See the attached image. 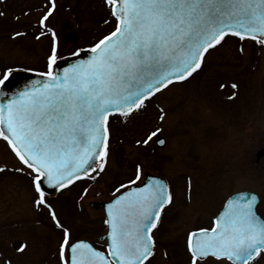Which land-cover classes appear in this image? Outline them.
I'll use <instances>...</instances> for the list:
<instances>
[{
	"label": "snow or ice",
	"instance_id": "1",
	"mask_svg": "<svg viewBox=\"0 0 264 264\" xmlns=\"http://www.w3.org/2000/svg\"><path fill=\"white\" fill-rule=\"evenodd\" d=\"M106 4L114 30L90 49L64 57L49 29L53 46L47 70L36 73L40 79L14 84V69L0 74V139L19 162L13 171L29 177L36 208H47L62 233L59 264H151L157 245L154 230L162 224L165 207L173 203L161 180L145 182L137 165L134 178L115 189L106 206L107 252L73 238L48 203L47 189L65 190L90 172H105L110 118L118 114L126 122L156 93L193 77L202 69L205 54L227 37L264 46V0H106ZM55 7L52 0L41 26ZM82 52L91 54L84 59ZM61 59L75 62L57 70ZM161 131H151L142 143L147 146ZM157 142L165 144L163 139ZM6 170L0 167V173ZM258 200L254 193L239 194L229 199L214 227L190 232V264H252L261 257L264 218L257 213ZM27 247L21 245L17 251L23 253ZM7 264H12L10 259Z\"/></svg>",
	"mask_w": 264,
	"mask_h": 264
},
{
	"label": "rangeland",
	"instance_id": "2",
	"mask_svg": "<svg viewBox=\"0 0 264 264\" xmlns=\"http://www.w3.org/2000/svg\"><path fill=\"white\" fill-rule=\"evenodd\" d=\"M28 1L31 7H38L33 0ZM82 2V13L72 18L68 13L65 20L79 26L76 46H83L97 30V16ZM3 13L1 67L46 71L53 46L51 32L58 36L62 18L51 19V32L37 39L32 35L15 37L13 28L16 21L21 28L34 24L37 13L19 15L18 19L8 11ZM107 32L100 31V37ZM57 45L63 56L72 50ZM204 60L203 68L193 77L174 82L158 93L144 115L135 114L126 122L122 120L124 123L110 122L105 172L97 170L84 181L47 198L74 239L95 241L97 235L105 233L99 203L109 200L120 184L134 178L137 165L142 167V179L146 172L162 176L173 196L156 235L159 244L151 264H190L188 234L210 226L217 210L234 192H258L264 209V158L256 161L257 151L264 147V46L229 36L210 49ZM232 84L237 88L233 89ZM162 114L164 120L160 119ZM157 128L162 129L158 137L164 136L165 144L158 147V137H154L145 146L142 141ZM19 166L7 143L0 139V167L7 169L0 173V264H7L9 259L12 264H59L62 233L47 208H36L29 177L13 171ZM24 244L28 245L25 252H18ZM255 264H264V255Z\"/></svg>",
	"mask_w": 264,
	"mask_h": 264
},
{
	"label": "flooded vegetation",
	"instance_id": "3",
	"mask_svg": "<svg viewBox=\"0 0 264 264\" xmlns=\"http://www.w3.org/2000/svg\"><path fill=\"white\" fill-rule=\"evenodd\" d=\"M33 1H34L33 3L38 4V7H31L30 4L28 3L29 2L28 0H0V3H2V6L0 7V12L2 10V13L4 12V10L6 12L8 11L11 13V15L13 16L15 15L16 16V17L14 16L15 18H17V16L19 15L25 16L31 13H37V15H39L37 22H34V24L32 23V25H27L26 27L21 28L17 21L14 22L13 28L14 26L16 27L14 29L15 37H17L16 33H18V30H20L19 33H24V35H21L20 37L34 35V33H37V34L41 33L40 37L42 36L45 37V34H48L50 20L51 19L53 20L55 16H60L63 20L61 28L59 29L62 39L64 40V42L68 40L67 42L70 45H73V44L75 45V43L78 41V37L75 34V35L70 36L69 38L68 34L71 32L76 33L75 31L77 30L76 29L77 24L76 23L75 24L66 23L65 21L67 20L66 14L70 13L69 15L71 16V18L72 16L81 14L82 9H83L82 8L83 0H55L56 7L53 10L52 15L49 17V19L44 22L43 26H41L40 21L43 18V16L51 9L52 0H33ZM84 2L88 4V6H91V14L99 17L98 18L99 20H101V18L106 15L105 13L109 11V7L106 4V0H84ZM24 25H26V23H24ZM96 37H97L96 34L94 33L90 34L88 36V40L93 39L92 41H94ZM99 207L104 212L103 206H99ZM166 208H168V206L165 207L164 212L161 214L162 219L165 215ZM262 211H264V209ZM154 231H155V239H156L158 230H154ZM99 245L101 246L102 250L107 249L106 243L100 242Z\"/></svg>",
	"mask_w": 264,
	"mask_h": 264
},
{
	"label": "water",
	"instance_id": "4",
	"mask_svg": "<svg viewBox=\"0 0 264 264\" xmlns=\"http://www.w3.org/2000/svg\"><path fill=\"white\" fill-rule=\"evenodd\" d=\"M87 50V49H85ZM91 53H87V55L85 54V52H82L81 53V58H84V59H87L88 58V55H90ZM72 62H75L74 60H62V61H58V69H62L64 67H68L69 66V63H72ZM41 77L37 76L36 74H33V73H27V72H16V73H13V77H12V80H13V83L14 84H23V83H26V82H30L31 80H36V79H40ZM160 139H163V138H160ZM164 140V139H163ZM159 144V143H158ZM161 145V144H159ZM164 145V144H163ZM264 155V148L260 149L259 152L257 153V160L260 159V157H262ZM148 179H159L161 180L164 184H165V181L159 177H156V176H153L151 174H147L146 177H145V182L148 180ZM166 185V184H165ZM137 185H133L132 187L135 188ZM140 187H143L144 185H139ZM45 187L47 188V186L45 185ZM131 190V189H129ZM47 191L49 192V194H52L54 193L55 191L52 190V189H47ZM243 193H254V192H240V193H235L233 194L232 196H230L228 198V200L226 201L225 203V206L223 208V210L218 214V216H220L221 214H223V212L226 210V206H227V202L229 201V199H235L239 194H243ZM256 194V193H254ZM259 198L258 200V204L260 202V196L258 194H256ZM112 201V200H111ZM110 201V202H111ZM110 202H107V203H110ZM107 203L105 204V209H106V206H107ZM257 204V205H258ZM258 213V212H257ZM258 215H260L258 213ZM217 216V217H218ZM261 216V215H260ZM216 217V218H217ZM262 217V216H261ZM263 218V217H262ZM216 220V219H215ZM214 227V226H213ZM109 231V230H108ZM100 240H107L108 243H110L109 239H108V233L103 236V237H99ZM79 241V240H77ZM85 241V240H84ZM88 242V241H86ZM90 243V242H89Z\"/></svg>",
	"mask_w": 264,
	"mask_h": 264
},
{
	"label": "trees",
	"instance_id": "5",
	"mask_svg": "<svg viewBox=\"0 0 264 264\" xmlns=\"http://www.w3.org/2000/svg\"><path fill=\"white\" fill-rule=\"evenodd\" d=\"M70 29H71V28H70ZM72 31H73V29H72ZM69 34H70V35H69ZM69 34H68V37H69V38H70V36L75 35L74 32H71V33H69ZM66 39H67V38H66ZM67 41H68V40H66L65 42L68 43Z\"/></svg>",
	"mask_w": 264,
	"mask_h": 264
},
{
	"label": "bare ground",
	"instance_id": "6",
	"mask_svg": "<svg viewBox=\"0 0 264 264\" xmlns=\"http://www.w3.org/2000/svg\"><path fill=\"white\" fill-rule=\"evenodd\" d=\"M208 54V53H207Z\"/></svg>",
	"mask_w": 264,
	"mask_h": 264
}]
</instances>
